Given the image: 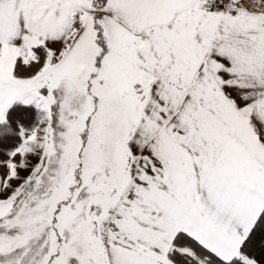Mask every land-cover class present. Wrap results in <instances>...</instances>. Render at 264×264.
Segmentation results:
<instances>
[{
  "label": "snow or ice",
  "instance_id": "6c2138e0",
  "mask_svg": "<svg viewBox=\"0 0 264 264\" xmlns=\"http://www.w3.org/2000/svg\"><path fill=\"white\" fill-rule=\"evenodd\" d=\"M0 264H264V0H0Z\"/></svg>",
  "mask_w": 264,
  "mask_h": 264
}]
</instances>
